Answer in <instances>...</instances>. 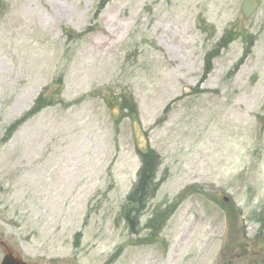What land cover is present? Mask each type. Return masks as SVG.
I'll use <instances>...</instances> for the list:
<instances>
[{
  "label": "rangeland",
  "instance_id": "374dc122",
  "mask_svg": "<svg viewBox=\"0 0 264 264\" xmlns=\"http://www.w3.org/2000/svg\"><path fill=\"white\" fill-rule=\"evenodd\" d=\"M242 1L0 0L3 242L28 264H223L245 242L264 249V0L197 89ZM41 94L47 107L8 135ZM139 148L160 157V187L132 229Z\"/></svg>",
  "mask_w": 264,
  "mask_h": 264
},
{
  "label": "trees",
  "instance_id": "16d2710c",
  "mask_svg": "<svg viewBox=\"0 0 264 264\" xmlns=\"http://www.w3.org/2000/svg\"><path fill=\"white\" fill-rule=\"evenodd\" d=\"M233 33H229L219 44V50L222 49V47H227L229 44V40L232 39ZM218 55V51L214 53H210L207 57V65L205 68V76L208 75L211 71V61L213 58H215ZM43 108L42 105H37L33 108V110L29 113V116L26 118L34 115L35 113L39 112ZM25 118V119H26ZM22 122H17L14 126V128L19 127V125ZM143 162H144V168L141 172V181L140 184L137 187V192L133 198L132 201V207L129 209L126 217L127 220L133 224V219L132 217H137V215L140 214V208L143 207L144 202L153 195L155 192L154 186L152 184L153 176L155 173V162H154V157L151 154H147L145 157H143Z\"/></svg>",
  "mask_w": 264,
  "mask_h": 264
},
{
  "label": "flooded vegetation",
  "instance_id": "af4514ba",
  "mask_svg": "<svg viewBox=\"0 0 264 264\" xmlns=\"http://www.w3.org/2000/svg\"><path fill=\"white\" fill-rule=\"evenodd\" d=\"M232 252L236 253V254H234L232 257H230L229 262L237 261V262H240L241 264H254L257 261H259V259H260V257H258V258L252 257L253 256L252 254L255 253L253 250L252 251L251 250H242V251L234 250ZM4 253H5V251L2 248V239L0 236V264L3 260ZM239 253H242V254H239ZM13 254L17 255L18 253L13 250Z\"/></svg>",
  "mask_w": 264,
  "mask_h": 264
},
{
  "label": "water",
  "instance_id": "95a60500",
  "mask_svg": "<svg viewBox=\"0 0 264 264\" xmlns=\"http://www.w3.org/2000/svg\"><path fill=\"white\" fill-rule=\"evenodd\" d=\"M257 10H258V5L256 4V2L251 1V0H244L242 4L243 19L245 21L249 20ZM241 25H242V22H240V26ZM3 264H25V263H23L19 259L12 258L11 254L7 253Z\"/></svg>",
  "mask_w": 264,
  "mask_h": 264
}]
</instances>
